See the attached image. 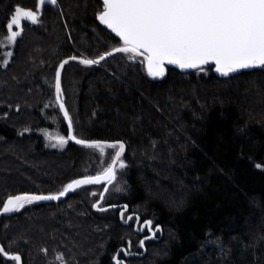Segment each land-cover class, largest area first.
<instances>
[{
  "label": "trees",
  "instance_id": "16d2710c",
  "mask_svg": "<svg viewBox=\"0 0 264 264\" xmlns=\"http://www.w3.org/2000/svg\"><path fill=\"white\" fill-rule=\"evenodd\" d=\"M17 6L37 11V22L23 21L5 62ZM102 11V0H46L41 8L39 0H0V211L9 197L56 195L112 163L114 149L105 146V155L69 140L51 147L47 134L68 136L55 94L61 62L122 46L98 22ZM130 55L72 61L61 77L75 136L126 145L100 207L127 205L125 220L136 214L162 227L147 254L127 263L264 264V70L222 78L212 65L167 67L153 77ZM104 188L87 184L60 202L2 215L0 245L23 264H113L121 247L143 253L148 232L136 234L135 218L125 226L121 209H94ZM0 264L17 261L0 253Z\"/></svg>",
  "mask_w": 264,
  "mask_h": 264
},
{
  "label": "snow or ice",
  "instance_id": "6c2138e0",
  "mask_svg": "<svg viewBox=\"0 0 264 264\" xmlns=\"http://www.w3.org/2000/svg\"><path fill=\"white\" fill-rule=\"evenodd\" d=\"M45 3L46 0H39L40 5ZM47 3L56 5L57 0H47ZM102 3L100 21L122 40V46L115 48L114 52L131 54L130 58L142 56L147 63L148 73L153 77L164 75L165 64L181 69H196L212 63L216 72L225 77L241 70H264V0H102ZM21 20L36 23L37 11L19 6L14 8V14L6 25L10 43H14L19 35ZM112 54L109 52L106 55ZM104 59L105 55H101L99 59L85 58L79 62L94 65ZM67 63L68 60H65L59 69H63ZM55 88L59 99V70ZM60 108L64 111L71 132L72 118L63 102ZM68 139L86 148L104 151L103 142L86 141L73 135L67 139L58 137L60 144H66ZM106 146L115 151L111 156L112 163L101 175L75 180L58 195L24 194L9 197L2 206V213H11L33 201L58 200L81 185L98 184L102 179L111 184L117 178L115 166L121 160L125 147L123 143ZM119 167L123 169L126 165L120 162ZM103 191L107 192L108 189L104 188ZM96 207L100 211L106 210L99 205ZM120 215L123 218V211ZM144 226L151 229V221H146ZM4 252V248L0 247V253ZM10 259L15 262L20 257L12 255ZM116 264L122 262L117 260Z\"/></svg>",
  "mask_w": 264,
  "mask_h": 264
},
{
  "label": "water",
  "instance_id": "95a60500",
  "mask_svg": "<svg viewBox=\"0 0 264 264\" xmlns=\"http://www.w3.org/2000/svg\"><path fill=\"white\" fill-rule=\"evenodd\" d=\"M100 16V15H99ZM99 16H98V22L100 23V25L102 26V27H104L105 29H107L110 33H112L113 35H115L121 42H122V40H121V38L119 37V36H117L116 35V33L115 32H113L112 31V29H110L106 24H104V23H102L101 21H100V19H99ZM121 47V46H120ZM110 52H113V54L111 55V56H113V55H115V54H117L116 52H114V49L113 50H111ZM109 53V52H108ZM107 54V53H106ZM105 54V59H107V58H109V57H111V56H108V55H106ZM142 57V56H141ZM143 58V57H142ZM80 59L81 58H77V59H75V60H73V59H71V58H69V59H65V60H68V63L69 62H72V61H80ZM99 59V58H98ZM104 59V60H105ZM144 59V58H143ZM64 60V61H65ZM64 61H62L61 63H63ZM103 61V60H102ZM102 61H100V63L102 62ZM145 61V60H144ZM66 65V64H65ZM64 65V66H65ZM210 65H212V66H214L215 67V65L214 64H212V63H209V64H207V65H202L200 68H203V67H206V66H210ZM145 66H146V70H147V63H146V61H145ZM167 67H172V68H175V69H177L178 71H180V72H189V71H193V70H196V69H200V68H196V69H181V68H179L178 66H175V65H168V64H165V71H166V68ZM63 69H64V67H63ZM63 69H59V67H58V69H57V71L59 70L60 71V89H61V91H60V94H59V99L57 98V96H58V94H57V91H56V88H55V94H56V99H57V102H58V104H59V107H60V103L61 102H63V100H62V85H61V77H62V72H63ZM148 71V70H147ZM242 71H249V70H241V71H239V72H242ZM214 72H215V74L216 75H218L219 77H222V78H228V77H230V76H232L233 74H236V73H233V74H230L229 76H227V77H225V76H222L220 73H218V72H216V70L214 69ZM239 72H237V73H239ZM64 103V102H63ZM65 105V104H64ZM65 108H66V106H65ZM61 109V108H60ZM67 109V108H66ZM61 112H62V114H63V116H64V111L61 109ZM64 118H65V120H66V123H67V125H68V120H67V118L64 116ZM69 135H73V136H75V134H74V128H73V125H72V130H71V132H70V130H69V126H68V137H69ZM76 137V136H75ZM77 138V137H76ZM79 139V138H78ZM70 142H72V143H75V141L74 140H72V139H68ZM87 141V140H86ZM99 142H103V141H99ZM104 143V145L106 146L107 144H112V143H123V142H103ZM77 144V143H76ZM123 145H124V147H125V151H126V145H125V143H123ZM124 151V152H125ZM124 152L122 153V155L124 154ZM121 155V156H122ZM119 162V161H118ZM118 162L116 163V166H115V171H116V167H117V164H118ZM101 175V174H100ZM97 176V175H96ZM92 177H94V176H92ZM86 178H88V177H82V178H79V179H77V180H82V179H86ZM115 182V180L111 183V184H113ZM111 184H109L108 183V181L106 180V179H102L101 180V182L100 183H98L97 185H105V188H107V189H109V187H110V185ZM85 185H87V184H85ZM82 186H84V185H81L80 187H82ZM79 187V188H80ZM76 189H78V188H76ZM75 189V190H76ZM75 190H73V191H75ZM73 191H71V192H68L65 196H63V197H61L60 199H58V200H42V201H33L34 203H56V202H60V201H62V200H64L66 197H68ZM106 193L107 192H102V194H101V196H100V199H99V201H97L95 204H94V209L96 210V211H100V210H98V208L96 207L97 205H99V206H101V204L103 203V201H104V197H105V195H106ZM28 195H34V194H28ZM56 195H58V194H56ZM101 197H103V199H101ZM8 200V199H7ZM6 200V201H7ZM6 203V202H5ZM125 206H127V205H116V206H111V207H103V209H106V210H108V209H110V208H119V209H121V211H123V213L125 214L127 211H128V206L126 207V209H125ZM101 208V207H100ZM121 211H120V213H121ZM8 214V213H7ZM2 215H5L4 213H2V210L0 211V217L2 216ZM129 216H131L132 217V219L133 218H135V224H134V230H135V232H136V234H138V235H144V233L147 231L148 232V235H146V236H144L143 238H142V240H141V245H142V249H143V253H129L128 252V250L125 248V247H121L119 250H118V252H117V254H116V256L114 257V259H113V264H116V262H117V260H120L121 262H122V264H128L127 263V260H129V259H131L132 257H144L146 254H147V248H146V242L148 241V240H154V239H156V237H157V233H158V231H162V227L161 226H156L155 228H153V223H152V221H151V229H149L147 226H144L145 225V222L146 221H144L143 223H140V217L139 216H137L136 214H129L128 216H127V218L129 217ZM126 218V220L124 219V216H123V218L121 217V215H120V220H121V223L123 224V225H125V226H129L130 224H131V222H132V219H127ZM137 218H138V220H137ZM147 221H150V220H147ZM156 229H159L158 231L156 230ZM0 247H2L1 245H0ZM6 252H4V253H2L3 255H4V257L7 259V260H11L10 259V257L12 256L11 254H8V253H6ZM122 254H123V256H124V258H121V256H122ZM19 257H20V260L19 261H17V264H23L22 263V259H21V256L20 255H18Z\"/></svg>",
  "mask_w": 264,
  "mask_h": 264
},
{
  "label": "rangeland",
  "instance_id": "374dc122",
  "mask_svg": "<svg viewBox=\"0 0 264 264\" xmlns=\"http://www.w3.org/2000/svg\"><path fill=\"white\" fill-rule=\"evenodd\" d=\"M39 6L41 8L42 5L39 4ZM23 21L24 20H21V27H22ZM21 27L18 29L19 35H20L21 31H22ZM9 35H10V33H8V36L6 37V39H5L4 43H3V46L7 49L4 52V61L5 62H7L9 60V58L11 57V55H8V54L9 53L12 54L11 48L9 49V47H11L13 45V43L9 42V40H8ZM19 35L17 36V38L19 37ZM47 134H48V144L51 145V147H57V148H60V149L66 147L67 143L66 144H60L59 140H58V137L63 136V137H65L67 139L68 136H64V135L60 134L58 131L48 132ZM102 153L106 155V150H104ZM36 227H38V226H36Z\"/></svg>",
  "mask_w": 264,
  "mask_h": 264
}]
</instances>
